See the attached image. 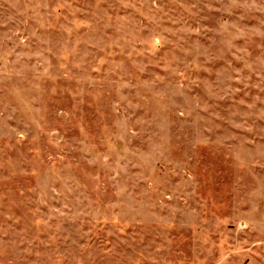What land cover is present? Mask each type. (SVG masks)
Masks as SVG:
<instances>
[{
  "label": "rangeland",
  "instance_id": "1",
  "mask_svg": "<svg viewBox=\"0 0 264 264\" xmlns=\"http://www.w3.org/2000/svg\"><path fill=\"white\" fill-rule=\"evenodd\" d=\"M0 264H264V0H0Z\"/></svg>",
  "mask_w": 264,
  "mask_h": 264
}]
</instances>
